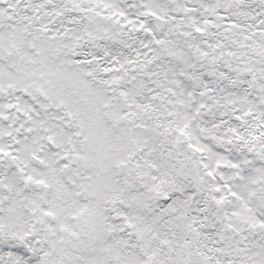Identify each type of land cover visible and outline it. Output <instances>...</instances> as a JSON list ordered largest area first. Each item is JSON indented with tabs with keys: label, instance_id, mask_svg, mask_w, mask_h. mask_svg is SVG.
<instances>
[{
	"label": "snow or ice",
	"instance_id": "6c2138e0",
	"mask_svg": "<svg viewBox=\"0 0 264 264\" xmlns=\"http://www.w3.org/2000/svg\"><path fill=\"white\" fill-rule=\"evenodd\" d=\"M0 264H264V0H0Z\"/></svg>",
	"mask_w": 264,
	"mask_h": 264
}]
</instances>
